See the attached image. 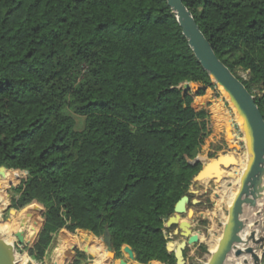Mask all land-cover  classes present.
Here are the masks:
<instances>
[{
	"label": "trees",
	"instance_id": "trees-1",
	"mask_svg": "<svg viewBox=\"0 0 264 264\" xmlns=\"http://www.w3.org/2000/svg\"><path fill=\"white\" fill-rule=\"evenodd\" d=\"M183 3L217 57L249 71L236 75L252 94L264 90V0ZM219 90L167 0H0V169L16 172L0 173V210L10 183L20 212L11 234L35 236L40 221L29 255L50 246L53 264L83 263L79 231H109L120 263L177 264L166 222L209 166ZM51 229L66 246L53 247ZM82 245L96 260L95 244Z\"/></svg>",
	"mask_w": 264,
	"mask_h": 264
},
{
	"label": "rangeland",
	"instance_id": "rangeland-1",
	"mask_svg": "<svg viewBox=\"0 0 264 264\" xmlns=\"http://www.w3.org/2000/svg\"><path fill=\"white\" fill-rule=\"evenodd\" d=\"M236 74L246 81H249L250 79L249 71L242 70L241 68L236 69ZM252 92L255 97H261L264 95V90H261L257 85L252 87ZM212 113L214 116V130L202 150V156L205 162L209 163V165L215 166L218 164L221 175L211 178L207 182L205 181L206 172L199 176V178L192 183L189 190L181 200L185 204L186 211L184 213L174 211L166 222L167 225L168 221L172 217L177 215L180 217L179 222L172 224L169 228L174 237L175 243L181 245V247L186 251V256H183L181 260L183 264L208 263L209 256L213 253L214 249L212 240L213 238L219 237L220 233L224 232L226 224L225 218L229 217V199L232 191L237 186L238 177L241 175V173L238 174L236 170L233 169L231 173L232 178L229 177V182H224L222 180V176L225 174H223L222 168L225 169V171L228 170L226 167L227 165H225L228 155L234 162L238 161L240 155L244 158L247 157L244 132L241 129V125L236 120L237 114L230 103L229 97L222 90H219L217 99L213 101ZM73 116L76 120V129H83L85 126V118L77 115ZM234 150H236L235 152L240 155L233 156L232 153H234ZM210 155H216V158L212 159L210 158ZM0 173L3 176L11 178L16 172L14 170H9L8 172L0 171ZM4 191L9 204L2 213L3 222L8 225H12L13 217L20 213L18 211L15 213L12 212V210H16L13 208L12 202V198L16 193L13 191L10 183L4 186ZM262 212V217H264V208ZM36 225L37 232L35 236L29 235L28 231L30 226H25L24 230H22L20 226L13 229V238L11 243L15 244L17 247L19 259H22L23 257L28 259L27 264H53L55 253H51L52 249L49 251L50 246L42 259L29 255V248L33 247L42 228L40 221H38ZM177 231L179 233H177ZM261 231H263L264 234L263 223H261ZM50 232L52 237L51 244L54 242V248L59 249L64 245L66 246L64 241L65 237L61 233L54 229H51ZM261 236L262 235L258 237ZM110 237L112 239L111 234L110 236L109 234H104L98 239H93L87 233L81 231L77 232L74 235V239L78 250L84 253V261L82 264H121L119 260L109 256L111 251L110 249L112 248V240L110 242ZM85 240L95 244L94 247H99L100 245L103 250H105L106 255L103 257H105L106 260L103 257H100L99 253H97V259L95 260L94 256L84 252L82 250L84 248L82 241ZM237 258L239 257L235 256V252L233 250L228 255L225 264H237L235 261ZM153 264L162 263L154 262Z\"/></svg>",
	"mask_w": 264,
	"mask_h": 264
},
{
	"label": "water",
	"instance_id": "water-1",
	"mask_svg": "<svg viewBox=\"0 0 264 264\" xmlns=\"http://www.w3.org/2000/svg\"><path fill=\"white\" fill-rule=\"evenodd\" d=\"M167 2L173 12L176 13L183 33L198 60L204 69L208 71L211 79L228 95L232 107L238 111L241 119V129L248 136L247 150L249 156L246 167L241 173L240 188L229 207V217L224 227L220 246L212 254L207 264H225L228 255L233 250L237 257L244 254H252L255 264H261L264 253V235L257 237L256 232L253 231L248 237L244 238L243 232L247 228V222L243 216L245 206H255L257 200L264 195V115L256 103L255 96L247 89L239 77L217 57L210 42L202 33L194 16L183 3V0H167ZM0 171L6 170L0 169ZM205 172V177H213L215 173L219 172V168L209 165L199 176ZM181 200L177 203L175 211L184 213L186 207ZM12 212L15 213L17 210H12ZM179 219L178 215L172 217L166 227L169 228L172 224L178 223ZM177 233L179 232L177 231ZM105 234L110 236L109 231H106ZM111 240L110 237V242ZM250 242L253 245L260 246L261 255L255 253L253 246L248 245ZM243 245H246V247H241ZM82 250L88 253L86 248ZM110 250L111 257L115 258V253H112L113 249L111 248ZM183 250L184 248L178 245L176 251L177 264H183L181 261ZM18 259V250L15 244L4 243L0 234V264H18ZM121 264L127 263L122 262Z\"/></svg>",
	"mask_w": 264,
	"mask_h": 264
},
{
	"label": "bare ground",
	"instance_id": "bare-ground-1",
	"mask_svg": "<svg viewBox=\"0 0 264 264\" xmlns=\"http://www.w3.org/2000/svg\"><path fill=\"white\" fill-rule=\"evenodd\" d=\"M235 112L237 114L236 120L238 121L239 124H241V119H240L238 111L236 109H235ZM244 135H245V140H246V145L245 146H246V149H247L248 136L246 134H244ZM236 150H237V148H236ZM236 150H234V153H232L233 156L234 155H237V156L240 155L237 152H235ZM248 156H249V153H248V150H247V157L246 158H244V157H242V155H240L238 161L234 162L231 159V157L228 155L227 158H226V161H225V165H227L226 167H227L228 170L225 171V169L222 168V172H223V174H225V175L222 176V180L224 182H229L228 178L229 177L232 178L231 173H232L233 169H235L238 174L242 173V171L246 167ZM238 165H239V167H238ZM240 184H241V175H239V177H238L237 186L234 188V190L231 193V196H230V199H229V207L233 203V201H234V199H235V197H236V195H237V193L239 191ZM263 191H264V182H263ZM263 208H264V195L257 200V204L255 206H250V205H246L245 206L243 218L245 219V221L248 222V224H247V228L243 232V237L244 238L248 237L250 235V233L253 232V231L256 232L257 237L260 236V235H264L263 231H261V223L264 222V220H263L264 217H262ZM260 217H262V218H260ZM227 221H228V217L225 218V222H227ZM0 234L3 237V242L4 243H11L13 236H12L10 230H9L8 224L3 222V216H2L1 210H0ZM222 236H223V233H220L219 237L213 238V240H212V244H213V247H214L213 253L220 246V241H221ZM248 245L249 246H253L254 249H255V253H257L258 255H261L262 250H261L259 245H253L252 242H250ZM241 247H246V245H243ZM94 252L99 253L100 257H103L104 255H106L105 254V250H103V248L100 245H99V247H94ZM212 254H210L209 260H210V258L212 256ZM109 256H111V254H109ZM103 258L105 259V257H103ZM235 261L237 262V264H255V261H254V258L252 256V254H244V255L240 256L239 258H237ZM18 264H27V263L25 262L24 258H22V259H18Z\"/></svg>",
	"mask_w": 264,
	"mask_h": 264
},
{
	"label": "crops",
	"instance_id": "crops-1",
	"mask_svg": "<svg viewBox=\"0 0 264 264\" xmlns=\"http://www.w3.org/2000/svg\"><path fill=\"white\" fill-rule=\"evenodd\" d=\"M156 262H158V261H156ZM161 263V262H160ZM162 264H164V263H162Z\"/></svg>",
	"mask_w": 264,
	"mask_h": 264
}]
</instances>
